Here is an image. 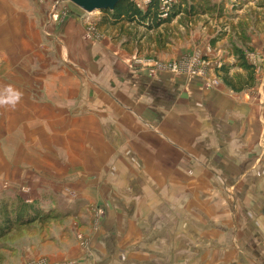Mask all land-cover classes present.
I'll return each instance as SVG.
<instances>
[{"label":"rangeland","instance_id":"rangeland-1","mask_svg":"<svg viewBox=\"0 0 264 264\" xmlns=\"http://www.w3.org/2000/svg\"><path fill=\"white\" fill-rule=\"evenodd\" d=\"M211 1L147 29L0 0V96L21 94L0 103V209L53 211L0 237V264H264V0ZM243 35L257 78L236 93L217 69L244 76Z\"/></svg>","mask_w":264,"mask_h":264},{"label":"trees","instance_id":"trees-1","mask_svg":"<svg viewBox=\"0 0 264 264\" xmlns=\"http://www.w3.org/2000/svg\"><path fill=\"white\" fill-rule=\"evenodd\" d=\"M161 0H150L146 8H141L134 0H122L112 10H103V17L100 26H116L118 23L137 25L147 29H158L166 23H170L177 17L188 20L198 15H207L216 12L222 15L223 5L214 3L211 0H179L169 4L166 11L167 17L163 14ZM243 46H232V53L236 58V67L244 76L230 74V68L223 65L217 69L223 84L236 93L252 89L256 84L257 67L248 61L246 51L252 50L247 35L241 36ZM18 204L12 209L10 206H1L0 215L3 218V226L0 227V237L9 234L15 226L24 227L35 222H46L53 217V211H45L36 202H26L16 197Z\"/></svg>","mask_w":264,"mask_h":264},{"label":"water","instance_id":"water-1","mask_svg":"<svg viewBox=\"0 0 264 264\" xmlns=\"http://www.w3.org/2000/svg\"><path fill=\"white\" fill-rule=\"evenodd\" d=\"M83 10L93 12L96 10H112L122 0H70Z\"/></svg>","mask_w":264,"mask_h":264},{"label":"clouds","instance_id":"clouds-1","mask_svg":"<svg viewBox=\"0 0 264 264\" xmlns=\"http://www.w3.org/2000/svg\"><path fill=\"white\" fill-rule=\"evenodd\" d=\"M20 92L9 86L4 89L2 96H0V103H8L14 105L20 99Z\"/></svg>","mask_w":264,"mask_h":264},{"label":"crops","instance_id":"crops-1","mask_svg":"<svg viewBox=\"0 0 264 264\" xmlns=\"http://www.w3.org/2000/svg\"><path fill=\"white\" fill-rule=\"evenodd\" d=\"M81 262H82V263H80V264H85L83 259H82V261H81Z\"/></svg>","mask_w":264,"mask_h":264},{"label":"built area","instance_id":"built-area-1","mask_svg":"<svg viewBox=\"0 0 264 264\" xmlns=\"http://www.w3.org/2000/svg\"><path fill=\"white\" fill-rule=\"evenodd\" d=\"M171 1V0H170Z\"/></svg>","mask_w":264,"mask_h":264}]
</instances>
